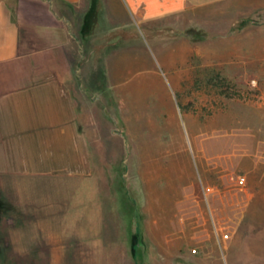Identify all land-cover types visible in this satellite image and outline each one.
<instances>
[{
  "label": "rangeland",
  "instance_id": "374dc122",
  "mask_svg": "<svg viewBox=\"0 0 264 264\" xmlns=\"http://www.w3.org/2000/svg\"><path fill=\"white\" fill-rule=\"evenodd\" d=\"M91 2L59 7L78 41L103 33L90 172L52 199L0 189V264H264V9L230 0L216 40L122 28L127 5Z\"/></svg>",
  "mask_w": 264,
  "mask_h": 264
},
{
  "label": "crops",
  "instance_id": "0c3cea01",
  "mask_svg": "<svg viewBox=\"0 0 264 264\" xmlns=\"http://www.w3.org/2000/svg\"><path fill=\"white\" fill-rule=\"evenodd\" d=\"M120 1L130 12L122 28L135 21L151 30H194L216 40L230 33V0ZM91 3L0 0V189L24 187L36 198L52 199L53 189L67 188L65 176L90 172V126L92 119L100 122L102 108L89 94L98 96L105 88L103 33L98 25L78 41L71 22L60 19L59 7L66 12L79 7L90 17ZM236 3L233 16L249 7L264 9V0ZM209 5L216 19L206 25L200 13ZM240 20L234 18L232 27ZM83 25L91 29L90 22Z\"/></svg>",
  "mask_w": 264,
  "mask_h": 264
},
{
  "label": "built area",
  "instance_id": "2783aa9c",
  "mask_svg": "<svg viewBox=\"0 0 264 264\" xmlns=\"http://www.w3.org/2000/svg\"><path fill=\"white\" fill-rule=\"evenodd\" d=\"M240 185H244L245 181L242 179L239 181Z\"/></svg>",
  "mask_w": 264,
  "mask_h": 264
}]
</instances>
